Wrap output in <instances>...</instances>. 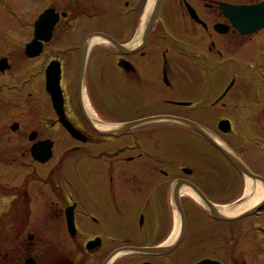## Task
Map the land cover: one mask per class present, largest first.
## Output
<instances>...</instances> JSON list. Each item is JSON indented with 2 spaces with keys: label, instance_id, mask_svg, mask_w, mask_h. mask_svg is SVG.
<instances>
[{
  "label": "flooded vegetation",
  "instance_id": "af4514ba",
  "mask_svg": "<svg viewBox=\"0 0 264 264\" xmlns=\"http://www.w3.org/2000/svg\"><path fill=\"white\" fill-rule=\"evenodd\" d=\"M43 1L18 2L23 38L0 39L2 159L20 147L27 165L2 171L4 264H264V121L251 131L264 27L243 32L221 7L264 0ZM33 99V113L19 106ZM160 115L179 120L147 119ZM74 150L83 170L65 169ZM254 182L248 214L219 212L253 199Z\"/></svg>",
  "mask_w": 264,
  "mask_h": 264
},
{
  "label": "rangeland",
  "instance_id": "374dc122",
  "mask_svg": "<svg viewBox=\"0 0 264 264\" xmlns=\"http://www.w3.org/2000/svg\"><path fill=\"white\" fill-rule=\"evenodd\" d=\"M20 1H22V0H0V39L4 38L3 42L8 41V38L6 37V35L8 37L13 38V39H10L11 41H20L21 40V36H22V34L20 33L21 30L16 29V28L13 29L15 26L20 27L22 25V23L20 22L21 11H20L19 3H18ZM47 1L48 0L43 1V4ZM10 19H13V20H10ZM15 30H18L16 35H15V33H12V31H15ZM22 38H23V36H22ZM15 79H17V78H15ZM10 95L11 94H9V98H11ZM11 102L12 103H9L10 115H9L7 122H11L12 119L17 118V116L14 115L13 111L17 110L18 105L16 106L15 101H11ZM34 105H35V103H34V99H33V100L28 101L27 103L21 104L19 106L26 108L27 112L33 113L34 112L33 111ZM251 114H252L251 116L254 118V120L255 119L258 120V122L255 121V123H251V125H252L251 131L256 132L255 127L258 126L261 121H264V114L259 109H258V113L254 112ZM248 116H249V113H248ZM11 137L14 138L15 136L13 135ZM247 137H248V135H247ZM233 141L234 140L232 139L231 142H233ZM10 142H11V147H12L14 139H12ZM18 145H20V143L16 144V146H18ZM6 146H7V144H6ZM12 148L14 149V147H12ZM19 148L20 147H18V148L16 147L15 150H18ZM15 150L11 154L16 156V160L11 162V165L9 164V166H7L8 162L6 160H9V159H7V158L2 159V155L4 153V144H3V140H0V181H2V182H0V195H2L1 194L2 192L7 193V192L12 191L11 187L9 188V185L5 184L4 181L8 180V178H6V175L3 174L2 171L5 169H9V168L24 171L25 168L27 167L26 164H24V163L22 164V161H21L20 157H18L17 152ZM58 152H60V149ZM248 157H250L249 154H248ZM81 159H82L81 151L74 150V152H72L71 157L69 159L70 161L65 162V169L83 170L84 165H83ZM29 166L31 167V169L34 167V165L32 163L29 164ZM257 169H264V168L262 166H257ZM187 196H189V194H187ZM214 196L218 197L219 195H214ZM4 209H5V205H3L2 200L0 199V264H4V258H5L4 252L7 249H13L14 248L13 244H12L13 245L12 247L9 246L7 238L5 236V235L9 234V229L6 230L7 227L5 226V222L3 220V216H4L3 212L5 211ZM245 210H246V208L241 209V210L237 211V213L238 214L241 213V215L245 216L246 214H248V213H245ZM37 213H38V215L40 214L38 212V210H37ZM33 216L34 215H32V217ZM17 227H18V225L15 226V228H17ZM41 232L43 234H49L50 228L47 229L46 231L41 230ZM252 237H253V235L249 232L247 234V237H243L244 239H241V240H243V242H240V247L238 246L237 248L250 249L251 247H249V246L247 247L246 245H247L248 241L252 242L251 241ZM244 240L246 241V244L244 243L245 242ZM48 246H50V245H48Z\"/></svg>",
  "mask_w": 264,
  "mask_h": 264
},
{
  "label": "water",
  "instance_id": "95a60500",
  "mask_svg": "<svg viewBox=\"0 0 264 264\" xmlns=\"http://www.w3.org/2000/svg\"><path fill=\"white\" fill-rule=\"evenodd\" d=\"M159 4H160V0H157L156 4H155V8H157L159 6ZM221 7L223 10V13L226 16L231 17L233 24L235 26L239 27L240 30H243V32H251V31L258 29L260 27H264V2L257 3V4H250V5H229V4L223 3L221 5ZM51 10L52 9H46L42 14L39 15V17L36 21V26H38V24L40 22L43 23L44 22L43 20H46L47 17L49 18L51 16V14H50ZM49 19H50V21L52 20L51 18H49ZM49 27H50V24H49ZM36 34H37V28L35 29V36H36ZM95 35L100 36V33H95ZM35 41H36V38H34L31 42H29L26 45V50L29 51L28 54H30V55H32L34 52L33 50L35 48H37ZM4 66L5 65L3 64L1 68H3ZM53 74L54 73L50 74V67H49L47 82L51 80L52 87H50L49 90L51 91L52 94H56L58 92L57 96L52 95V97H53L54 101H57L58 106H59L58 111H60V108L62 109V107L60 106L61 105V97H60L61 95H60V90H59V85H58V76L56 75L55 77H57V78L53 79L52 78ZM163 118H170V119L179 120V118H177V117L167 116V115L150 116L147 119L153 120V119H163ZM135 122L136 121H132V122L125 124V126L122 128V130L129 127L130 125L134 124ZM64 124L73 136L79 137L77 135V133L68 124H66V123H64ZM225 127H222L223 130H227ZM204 134L208 137V135L206 133H204ZM37 145H38L37 143L33 144L32 148H31L32 153L34 154L36 159L43 160L44 157L38 156V150L36 148ZM201 196L203 197V195H201ZM203 200L207 203V205H209V209H210L212 215L217 217V218H220V216L217 214L216 210L213 208L212 204L207 199H205L204 197H203ZM179 209H180V207H179ZM247 212H251V210H249ZM69 226H70V224H69ZM94 242H96V241L89 242L87 244V248H89L90 244H94ZM123 248H127V247H123ZM204 261H206V260H203L201 262H204ZM25 264H34V262H33V260H31L29 258L26 260ZM197 264H200V262Z\"/></svg>",
  "mask_w": 264,
  "mask_h": 264
},
{
  "label": "bare ground",
  "instance_id": "6f19581e",
  "mask_svg": "<svg viewBox=\"0 0 264 264\" xmlns=\"http://www.w3.org/2000/svg\"><path fill=\"white\" fill-rule=\"evenodd\" d=\"M96 39H97L96 37H93L92 41H94ZM253 184H254V190H255V197L253 199H247V201H242V202L238 203L237 205H233L231 207L222 206L219 209V212L222 215L234 214V213H236L237 211H239L241 209H245V208L249 207L252 203L257 201L261 197V195L263 194V191H262V189H261V187H260V185L258 183L254 182ZM249 187L251 188V185H249Z\"/></svg>",
  "mask_w": 264,
  "mask_h": 264
}]
</instances>
